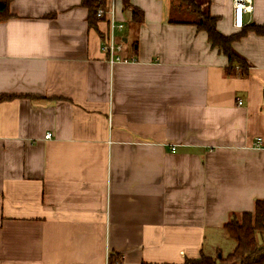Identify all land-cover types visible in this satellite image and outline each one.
I'll list each match as a JSON object with an SVG mask.
<instances>
[{"label":"crops","instance_id":"obj_1","mask_svg":"<svg viewBox=\"0 0 264 264\" xmlns=\"http://www.w3.org/2000/svg\"><path fill=\"white\" fill-rule=\"evenodd\" d=\"M82 1L12 0L0 22V96L16 97L0 102V264L216 253L231 217L264 200V35L250 30L264 0L242 28L234 0H196L221 34L247 29L233 44L247 76L226 72L182 0H115L130 61L111 64L110 24L91 28Z\"/></svg>","mask_w":264,"mask_h":264},{"label":"trees","instance_id":"obj_2","mask_svg":"<svg viewBox=\"0 0 264 264\" xmlns=\"http://www.w3.org/2000/svg\"><path fill=\"white\" fill-rule=\"evenodd\" d=\"M12 0H0V22L11 18L10 4ZM196 12L197 20L194 24L199 31H204L208 35V40L212 48L218 49L228 58L229 66L226 72L232 75L239 67L241 74H249V63L239 55L233 48V44L240 40L246 33L243 29L240 33L225 36L217 29L218 18L213 17L207 7L201 9L200 3L196 0H182ZM82 5L89 10L88 21L91 28L98 29L100 19L97 16L99 8H106L104 0H83ZM135 20H139L138 10L134 9ZM250 30L264 35V26L252 25ZM15 96H0V102L13 100ZM227 235L235 242V249L232 253L224 256L220 249L215 257L201 254L196 259H186L183 264H264V200H258L255 204L254 212H245L239 215L234 214L225 225ZM109 264H122V257L115 252L110 255Z\"/></svg>","mask_w":264,"mask_h":264},{"label":"built area","instance_id":"obj_3","mask_svg":"<svg viewBox=\"0 0 264 264\" xmlns=\"http://www.w3.org/2000/svg\"><path fill=\"white\" fill-rule=\"evenodd\" d=\"M234 12H235V24L238 28H242L243 26V19L246 14H251L254 9V0H234L233 2ZM115 0H109L107 4V8H99L97 11L98 18H104L110 24L111 33L106 36L103 44H102V51L106 53L108 61L111 64H115L118 62H126L130 61V59L124 58L122 56V51L124 50V44L122 42L119 43L113 35V30L116 24V17H115ZM239 104L241 105L242 102L240 101ZM52 138V133L46 135V139ZM262 145V138H258L256 141V147H261ZM176 149L173 148V151Z\"/></svg>","mask_w":264,"mask_h":264},{"label":"rangeland","instance_id":"obj_4","mask_svg":"<svg viewBox=\"0 0 264 264\" xmlns=\"http://www.w3.org/2000/svg\"><path fill=\"white\" fill-rule=\"evenodd\" d=\"M202 10H205V8H202ZM225 234H226V238H225V240L222 241L221 250H222V253L225 254L224 256H227V254L232 253L235 242L227 235L226 232H225ZM205 252L207 255H212L213 257H215L217 255V252L215 253L214 250L211 248H208L207 251H205Z\"/></svg>","mask_w":264,"mask_h":264}]
</instances>
